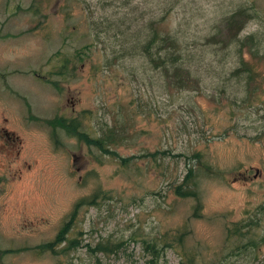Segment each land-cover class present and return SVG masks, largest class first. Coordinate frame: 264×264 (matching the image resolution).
Wrapping results in <instances>:
<instances>
[{
  "label": "rangeland",
  "instance_id": "1",
  "mask_svg": "<svg viewBox=\"0 0 264 264\" xmlns=\"http://www.w3.org/2000/svg\"><path fill=\"white\" fill-rule=\"evenodd\" d=\"M0 264H264V0H0Z\"/></svg>",
  "mask_w": 264,
  "mask_h": 264
},
{
  "label": "trees",
  "instance_id": "2",
  "mask_svg": "<svg viewBox=\"0 0 264 264\" xmlns=\"http://www.w3.org/2000/svg\"><path fill=\"white\" fill-rule=\"evenodd\" d=\"M242 12H238L237 14L239 15V14H241ZM153 41H154V39H153V37L152 36H150V38H148L147 39V42H146V44H145V48L143 49V50H145V52L147 53V54H150V52L148 51L149 50V48L150 47H152V44H153ZM176 42H175V40H174V42H173V44H175ZM172 48H174V46L173 45H170ZM174 55H175V53H172L171 54V57L169 56V55H166V57H164V58H162V57H160V55H158V56H156L155 58H151L150 59V61H152V62H159L160 63V65H162V67H165V64L167 63V64H170L171 66H172V70H174V75L177 73H181L180 71H181V69L183 70V68H182V65L183 64H185L183 61L180 63V62H177L176 61V59H174V60H172L173 59V57H174ZM148 57H149V55H148ZM243 66H246V65H243ZM184 76L185 77H188V76H190V72H185L184 73ZM103 143H104V140H102V139H96V140H94V144L96 145V146H98L100 149H102L103 148ZM188 178V177H187ZM182 187H180V186H177V187H175V192H176V194L177 195H179V196H186V195H188V193H186L185 191H182ZM64 228H66V227H63V229L61 230V232L59 233V235L57 236V240L59 241L61 238H62V233L64 232ZM48 246V245H47Z\"/></svg>",
  "mask_w": 264,
  "mask_h": 264
}]
</instances>
